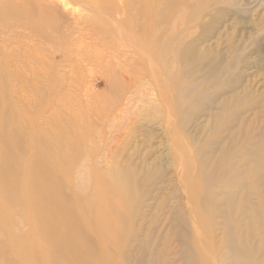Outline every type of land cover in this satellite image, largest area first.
Listing matches in <instances>:
<instances>
[{"label": "bare ground", "instance_id": "obj_1", "mask_svg": "<svg viewBox=\"0 0 264 264\" xmlns=\"http://www.w3.org/2000/svg\"><path fill=\"white\" fill-rule=\"evenodd\" d=\"M228 17L239 20V30L227 33ZM0 27L31 29L53 46L72 43V33L79 34L74 43L90 49H148L173 92L174 115L205 109L209 117V139L179 177L185 207L157 206L148 193L142 198L136 168L112 166L105 174L106 157L88 175L81 167L69 178V169L56 174L50 160L39 169L40 160L14 159L4 143L0 186L11 184L20 200L30 246L9 264H264V132L253 134L256 119L240 109L239 91L242 66L264 61V6L255 0H0ZM207 38L209 45L197 49ZM134 71L125 74L123 98L135 88L139 101L144 86ZM169 118L166 133L175 147ZM177 127L183 130L184 121ZM14 138L20 153L22 138ZM0 223V236L12 234L5 226L15 224Z\"/></svg>", "mask_w": 264, "mask_h": 264}, {"label": "rangeland", "instance_id": "obj_2", "mask_svg": "<svg viewBox=\"0 0 264 264\" xmlns=\"http://www.w3.org/2000/svg\"><path fill=\"white\" fill-rule=\"evenodd\" d=\"M255 1L264 6V0ZM231 18L224 21L227 33L235 32L231 27L240 28L239 20ZM219 27L215 33H221ZM86 34L81 35L87 37ZM70 37L72 43L53 46L34 38L31 29L0 27V162L6 159L2 156L6 143L14 159L25 164L40 160L39 169H45L50 160L56 174H61L56 169L65 167L71 178L74 170L80 172L81 167L86 168L83 174L88 175L93 164L106 157L101 167L105 174L112 166L136 168L142 198L146 199L148 193L157 197V206L172 203L185 207L187 201L179 177L183 165L194 166L195 151L204 148L209 139L205 126L208 112L188 109L182 115H174L173 92L165 76L160 75L164 70L152 62L154 58H148L150 50L127 46L90 49L74 43L79 34L71 33ZM207 40L203 39L197 49L209 45ZM93 57L97 60L92 61ZM132 70L137 73L135 80L141 79L144 86L139 101L135 88L123 98L124 83L129 77L125 74ZM240 72L246 77L240 81V109L246 118L256 119L253 134L257 135L264 132V61L259 65L250 61ZM248 73L251 75L246 76ZM169 117L173 118L178 141L175 147L170 145L166 133ZM183 121L185 127L180 130L177 126ZM212 123L209 121L210 126ZM15 134L22 138L20 153L14 149ZM200 139L205 143H199ZM10 188L11 184L0 186V222L5 220L16 226H5L6 232L12 230V234L0 236V264H9L16 251L26 254L30 247L25 239L28 219L20 213L22 205ZM163 217L160 214L159 218ZM3 227L0 223V234Z\"/></svg>", "mask_w": 264, "mask_h": 264}]
</instances>
